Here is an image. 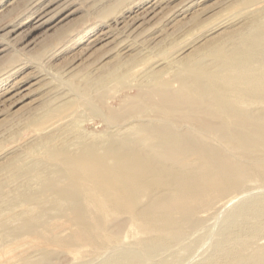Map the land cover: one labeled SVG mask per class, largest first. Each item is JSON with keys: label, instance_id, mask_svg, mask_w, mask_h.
Returning <instances> with one entry per match:
<instances>
[{"label": "bare ground", "instance_id": "6f19581e", "mask_svg": "<svg viewBox=\"0 0 264 264\" xmlns=\"http://www.w3.org/2000/svg\"><path fill=\"white\" fill-rule=\"evenodd\" d=\"M45 11L35 4L33 13L42 17ZM245 21L227 39L215 37L179 60L178 89L169 90L161 72H152L156 87L139 94L157 101L135 116L154 114L158 120L143 117L115 128L116 133L77 144L59 140L65 128L45 132L28 147L29 152L44 150L36 161L25 167L17 159L0 164V254L6 258L15 251L17 242L7 245L23 234L40 245L74 248L101 247L119 239L122 231L140 235L138 245L151 256L165 248L172 251L203 224L202 205L236 191L242 175L260 177L227 150L236 149L244 159L264 157V10L250 13ZM56 111L50 107L31 123ZM11 182L15 185L6 192ZM17 204L24 208L15 210ZM234 215L224 221L228 228L219 233V249L200 264H264V253L250 252L242 242L250 223L231 226ZM59 216L72 225L70 233L59 231ZM14 219L18 223L11 225ZM233 238L243 247H226ZM113 255L114 264H130L136 253L129 249ZM7 256L2 263L15 255Z\"/></svg>", "mask_w": 264, "mask_h": 264}, {"label": "rangeland", "instance_id": "374dc122", "mask_svg": "<svg viewBox=\"0 0 264 264\" xmlns=\"http://www.w3.org/2000/svg\"><path fill=\"white\" fill-rule=\"evenodd\" d=\"M35 4L48 13L42 17L33 13ZM261 10L264 0H0V164L17 159L19 167H25L36 161L44 150L29 152L28 147L45 132L65 128L59 140L65 137L77 144L141 122L147 116H135L138 109H151L157 101L139 94L156 87L153 71L161 72L169 90L178 89L175 73L179 60L215 37L227 39L250 13ZM112 72L116 78L111 77ZM50 107L57 111L31 123V118L46 114ZM151 117L158 120L154 114ZM227 150L260 177L242 175L236 191L202 205L203 224L169 253L165 248L151 256L138 245L140 235H130L131 231H122L119 239L101 247L84 244L74 248L40 245L23 234L10 240L12 244L7 246L12 248L17 242L19 250L4 263L114 264L113 254L129 249L136 253L130 264L205 263L218 248L219 233L228 228L224 221L231 213H235L231 226L250 223L242 241L250 252L255 248L264 253V157L244 159L236 149ZM14 185L7 184L5 191ZM23 208L17 204L14 209ZM65 220L64 216L56 218L64 235L73 230ZM15 221L9 223L16 225ZM232 230L238 233L237 227ZM242 242L233 238L226 247L235 251L243 247ZM45 250L51 256H45Z\"/></svg>", "mask_w": 264, "mask_h": 264}]
</instances>
